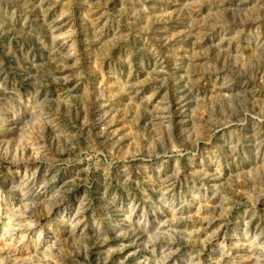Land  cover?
<instances>
[{"label": "rangeland", "instance_id": "rangeland-1", "mask_svg": "<svg viewBox=\"0 0 264 264\" xmlns=\"http://www.w3.org/2000/svg\"><path fill=\"white\" fill-rule=\"evenodd\" d=\"M0 264H264V0H0Z\"/></svg>", "mask_w": 264, "mask_h": 264}, {"label": "bare ground", "instance_id": "bare-ground-1", "mask_svg": "<svg viewBox=\"0 0 264 264\" xmlns=\"http://www.w3.org/2000/svg\"><path fill=\"white\" fill-rule=\"evenodd\" d=\"M263 162V161H262ZM16 182V181H15Z\"/></svg>", "mask_w": 264, "mask_h": 264}]
</instances>
